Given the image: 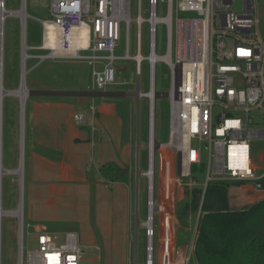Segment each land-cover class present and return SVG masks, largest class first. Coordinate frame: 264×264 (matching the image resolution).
<instances>
[{
  "label": "built area",
  "instance_id": "built-area-1",
  "mask_svg": "<svg viewBox=\"0 0 264 264\" xmlns=\"http://www.w3.org/2000/svg\"><path fill=\"white\" fill-rule=\"evenodd\" d=\"M141 2L139 0V17L133 20L131 0H50L48 19L39 21L42 43L39 47L25 46L24 55L26 61L27 58L37 60L33 69L46 62L87 64L91 68L93 89L107 92L112 87L128 84L126 81L118 83L116 63L135 60L128 51L124 56L116 54L123 27L126 25L129 29L136 22L141 35L142 24H147L149 54L142 57L139 46L136 58L139 66L142 61L148 64V91H141L140 77L136 87L138 104L143 98L148 101V134L147 143L143 144L138 130L140 150L147 149V170L140 171L138 156L133 235L135 264H139L141 229L145 238L144 264H155L157 239L164 248V264H170L171 160L168 155L161 157L160 179L165 171L169 181L166 190L160 189L157 200V151L169 149L176 155L180 185H184L183 179L192 177V167L201 165L206 157L209 165L203 196L209 183L215 182L251 183L262 189L260 180L264 177L258 178L256 172L264 166L255 165L250 145L253 141L264 140V129L255 123L256 113L264 111V39L259 32L264 0H148L147 18L142 17ZM1 8H5V4L0 2ZM160 26L166 32L163 56L158 55ZM84 27L88 30V44L82 47L81 43L76 45L75 42L78 32ZM52 29L58 33L56 41L50 37ZM28 48L46 53L28 56ZM158 62L166 64L171 80L167 94L170 100V133L166 144L157 143L155 138V105L160 96L156 92ZM215 109H218L217 113ZM97 114L98 107L92 103L87 110L77 112L74 120L78 125L89 126L94 132ZM142 177L146 179L143 222L140 221L138 205ZM197 185L198 182L192 179L184 186L193 188ZM5 213L16 216L14 212ZM198 216L192 242L176 264H191L201 211ZM16 217L19 224L18 264H89L86 251L73 232L58 235L39 229L36 233L38 248L26 251L23 215ZM60 237L64 238L62 243L58 242Z\"/></svg>",
  "mask_w": 264,
  "mask_h": 264
},
{
  "label": "rangeland",
  "instance_id": "rangeland-1",
  "mask_svg": "<svg viewBox=\"0 0 264 264\" xmlns=\"http://www.w3.org/2000/svg\"><path fill=\"white\" fill-rule=\"evenodd\" d=\"M241 2L238 3V5ZM5 9L7 12H21L25 7V18L9 13L5 18L3 25V67L2 78L3 87L7 92L18 91L22 82V74L25 69V86L28 92L39 93L43 91H60L64 93L63 97H58L60 102L68 103L70 106V113L72 124L68 122V115L63 110L57 114L61 120V127H56L53 132L56 134L54 137L60 148L58 157L60 162L53 165L56 175L53 174V169L45 167L40 178L45 181L37 183L31 179L30 170V138L32 134V120L34 104L43 100L42 97L33 94L27 96L24 108L21 106V99L15 95H7L3 101V127H2V168L4 170L14 171L17 170L21 163H23L22 175L16 174H3L1 181L0 203L4 212H14L16 216L20 203H22V215L25 225L24 231V244L26 251H34L38 248L36 233L39 229H46L49 233L63 234L73 232L78 235L79 242L83 249L86 251V260L89 264H128V258L131 256L133 259L136 257V245L134 243V230H135V214H136V171H137V135L139 130L140 140L143 144L147 143L148 134V101L141 99L138 111V103L134 99L127 100L128 106L131 108L132 125H133V173L128 174L127 179L124 181V190L119 196L120 204L127 202L131 203V226L132 237H129V231L122 229V222L118 220L121 225L116 232L113 249L108 244L109 241L103 238L100 234V225L98 218H106L105 208L99 201L97 190L94 184H88L82 175L78 180L72 181L76 178L74 171L75 157L78 155L70 147L69 131L72 125L79 129L84 127L88 130L89 126H79L74 120V116L78 109L74 104H77L78 96L70 93H91L95 92L92 84L91 68L84 63L62 62L53 63L46 62L45 64L34 68L36 65L35 59L26 58L23 60V46L39 47L42 43V26L40 20H46L49 17V4L50 0H4ZM142 17L148 16V0H142ZM237 9V6H235ZM261 18L259 25V32L264 39V3L261 4L260 10ZM188 16V15H184ZM131 17L136 20L139 17V0H131ZM25 31V32H24ZM139 41L141 43H139ZM166 32L163 26H160L158 32V55L163 56L166 51ZM140 54L142 57H147L149 54V39H148V26L146 23L142 24L141 35L139 25L133 22L129 29L126 25L123 27V34L121 42L117 48L116 54L124 56L129 54L135 59L134 61H118L116 63V70L118 73V83L126 81L128 85H119L122 93L134 92L140 77V87L142 92L148 91V64L142 61L140 66L136 58ZM25 50V47H24ZM46 53L42 50L27 49V55H39ZM170 72L164 62H158L156 66V92L160 95L156 100L155 111V138L157 143L166 144L169 141L170 133V100L167 94L170 91ZM114 88V87H112ZM117 88V87H116ZM135 97H138V92H135ZM49 99V98H47ZM86 109V106L81 107ZM80 110V109H79ZM85 111V110H84ZM218 109H215V113ZM23 113V114H22ZM139 123V128H138ZM258 128L264 129V111L256 113V121ZM55 127V126H54ZM138 128V129H137ZM73 130V129H72ZM71 132V131H70ZM4 140V141H3ZM74 143V141L72 142ZM72 145V144H71ZM251 152L255 165L262 168L264 166V140L253 141L251 143ZM63 150L67 151L66 156L63 155ZM170 152V153H169ZM168 155L171 160L170 168V218H171V240L173 231L178 228V244L188 245L192 241V234L198 224V213L188 214V223L180 222L177 226L173 222L174 211L180 209L186 204L190 203L192 196L190 195L194 189L202 190L205 182L207 181L208 173V160L205 157L201 165L192 167V177L190 179H183L182 184H187L195 179L198 182L197 186L193 188H185L180 185L179 171L176 161V155L169 149L166 151H157L156 153V194L157 200L159 198L160 189L166 190L168 184V175L165 171L161 174L160 179V165L161 157ZM169 155L171 157H169ZM140 158V171L147 170V149H141L139 154ZM23 161V162H22ZM84 161V165H91L90 158ZM68 170H65L67 169ZM52 171V172H51ZM89 172L88 180L94 182V174L90 166H87ZM258 178L264 177V168L256 172ZM41 184L40 190L37 192V187ZM51 184L63 187V191L58 195H52L49 190H45V186ZM228 201L229 208L231 207L232 200H238V206H253L264 200V189H257L253 184L228 183ZM244 188V189H242ZM256 189V191H254ZM187 193H190L187 195ZM42 195V196H41ZM185 197V200L178 202L180 196ZM118 197L116 198V200ZM124 199V200H123ZM43 201V203H42ZM44 201L47 204H44ZM120 204L117 211H120ZM242 204V205H241ZM139 215L140 221L145 220L146 215V179H140L139 190ZM234 206H237L233 202ZM247 208V207H246ZM231 209V208H230ZM199 212V211H198ZM16 216L4 215L1 219V250L0 259L1 264H18L19 263V224ZM20 217V216H19ZM128 217L127 228L130 223ZM126 223V222H125ZM29 226V227H28ZM192 232H191V231ZM63 237L58 240L62 243ZM106 240L107 243L104 241ZM159 239L155 241V249L157 250ZM113 246V245H112ZM145 252V238L144 231L141 229L139 232L138 244V257L139 264H144ZM100 259V262H99Z\"/></svg>",
  "mask_w": 264,
  "mask_h": 264
},
{
  "label": "crops",
  "instance_id": "crops-1",
  "mask_svg": "<svg viewBox=\"0 0 264 264\" xmlns=\"http://www.w3.org/2000/svg\"><path fill=\"white\" fill-rule=\"evenodd\" d=\"M4 2V0H3ZM5 9V8H4ZM6 10V9H5ZM7 12V11H6ZM14 14L17 12H8ZM19 13V12H18ZM15 14V15H16ZM25 32V31H24ZM23 57H24V46H23ZM3 84V82H2ZM128 85V84H127ZM117 87V88H116ZM119 85L114 88H110L107 92H91L87 94H82L78 96L77 104H74L75 107L79 111H84L89 108L92 103H95L98 107V114L95 122L96 131L92 132L91 128L88 130H84V127H80L76 129L72 125L70 128V147L71 150L77 151L78 155L75 157L73 163H75V169L77 177L71 179L72 181L78 180L82 176L85 179V182L88 184H94L97 190V195L99 201L103 204L106 212V218H98V224L100 225V234L103 238L107 239L110 244L104 240L110 248L113 249L114 240L116 237V232L121 225L118 223V220L122 222V229L125 231H129V237L131 239L132 234V222H131V203L128 204L124 202L120 204L119 196L122 194L121 192L124 190V181L127 179L128 174L131 176L133 173V158H134V147H133V125H132V115L131 108L129 104L128 106L127 100L134 99L135 102L138 103L137 97H135V92H137V88L134 92L122 93L117 91L119 89ZM137 87V85H136ZM4 88V87H3ZM5 90V89H4ZM6 91V90H5ZM51 92V95H47L42 97L43 100L34 104L33 109V120H32V134L30 138V170L34 172V175L31 173V179L37 183H41L45 181L44 178H40L39 175L41 172H44L45 167H49L53 169V174L56 175V172L53 168V165L58 164L60 161L51 160L45 156H42L37 153V148L42 149H50L53 151H61V146L57 145L58 141L54 138L56 134L53 132L54 128L61 127V120L59 119L58 112L63 110L64 113L68 115V122L72 124L70 113V105L65 102H60L58 97H63V93L60 91H45ZM8 95H15L14 92H8ZM7 96V95H6ZM16 96V95H15ZM49 98V99H47ZM83 105L86 106V109H83ZM139 106V104H138ZM80 109V110H79ZM139 111V107H138ZM130 112V113H129ZM55 126V127H54ZM83 126V125H79ZM86 126V125H84ZM73 129V130H72ZM138 129V128H137ZM74 141V143H72ZM72 144V145H71ZM2 137H1V149H2ZM58 146L61 148H58ZM67 151L63 150V155L66 154ZM136 152H137V160L138 156L141 152L139 143H138V135H137V144H136ZM66 156V155H65ZM90 158L92 172L95 176L94 182L88 180L89 172H87V166L84 165V161ZM137 163V162H136ZM53 164V165H52ZM1 165H2V157H1ZM137 165V164H136ZM114 167L121 168L127 171V173L119 178L116 182H111L103 178L101 175L102 167ZM194 167V166H193ZM67 168V167H66ZM65 170H68L65 169ZM8 174H10V170ZM52 172V171H51ZM82 175V176H80ZM137 177V171H136ZM58 185L51 184V186H45V190H49V193H53L52 195H58L63 191V187H57ZM41 184L37 187V192L40 190ZM244 189V188H242ZM263 190V189H260ZM256 191V189L254 190ZM42 196V195H41ZM118 199L116 200V198ZM124 200V199H123ZM185 200L184 195L180 196L178 202ZM233 202L236 203L237 206L233 205ZM238 200H232L231 209L232 211L242 210L244 208H248L249 206H238ZM43 203V201H42ZM44 204H47L44 201ZM120 204V211L118 213L117 207ZM242 205V204H241ZM177 208V207H176ZM174 211V223L177 226H180V222L178 219V209ZM128 217H130V223L127 228ZM126 222V223H125ZM179 229L175 228L173 231V237L170 244V264H176L180 258L182 252H186L190 246L188 245H180L178 244V236ZM191 231V230H190ZM192 232V231H191ZM192 242V241H191ZM157 252L155 255V264H164V248L162 246V242L160 240L157 242ZM113 245V246H112ZM139 260V257H138ZM100 262V259H99ZM144 263H145V252H144ZM128 264H135V259L132 258L131 252L128 258ZM191 264H198L195 252L192 254Z\"/></svg>",
  "mask_w": 264,
  "mask_h": 264
},
{
  "label": "trees",
  "instance_id": "trees-1",
  "mask_svg": "<svg viewBox=\"0 0 264 264\" xmlns=\"http://www.w3.org/2000/svg\"><path fill=\"white\" fill-rule=\"evenodd\" d=\"M4 141V140H3ZM37 153L60 161L58 151L37 148ZM104 179L116 182L127 171L102 167ZM242 185L243 183H238ZM264 189V178L260 180ZM228 183H209L187 195L192 200L178 211L179 222L188 223V214L201 211L195 257L198 264H264V200L242 210L232 211L228 201Z\"/></svg>",
  "mask_w": 264,
  "mask_h": 264
},
{
  "label": "bare ground",
  "instance_id": "bare-ground-1",
  "mask_svg": "<svg viewBox=\"0 0 264 264\" xmlns=\"http://www.w3.org/2000/svg\"><path fill=\"white\" fill-rule=\"evenodd\" d=\"M1 5L4 4L3 0H0ZM9 15L8 12H6V10L4 8L0 9V190H1V181H2V175H3V171L4 169L2 168L1 165V137H2V123H3V101H4V97L6 95H8L9 93H6L4 88H3V78H2V67H3V59H2V53H3V23L5 21V18ZM19 17L25 18V7L23 8V10L21 12H19L18 14H16ZM88 30L87 28H83L81 29L78 34H77V39L75 44H79L81 43L82 47L86 46L88 44ZM50 37L54 39V41H56L57 37H58V33L55 29H52L50 31ZM50 47H54V45H51ZM25 53V50H24ZM23 60H25V55L23 57ZM24 74H25V69H24ZM24 74H22V82H21V86L20 89L16 92H14L13 94H15L16 96H18L21 99V103L22 105H24L25 100L28 96V90L25 89V76ZM23 114V113H22ZM23 162V161H22ZM11 174H18V175H22L23 173V163L20 164L19 168L17 170H14L12 172H10ZM8 174V172H7ZM1 193V191H0ZM1 199V198H0ZM1 205V203H0ZM17 215H19L20 217H22V205L20 206L19 210L17 212ZM6 213L3 212L2 208L0 207V224H1V219L3 218V216Z\"/></svg>",
  "mask_w": 264,
  "mask_h": 264
},
{
  "label": "water",
  "instance_id": "water-1",
  "mask_svg": "<svg viewBox=\"0 0 264 264\" xmlns=\"http://www.w3.org/2000/svg\"><path fill=\"white\" fill-rule=\"evenodd\" d=\"M25 47V46H24ZM6 93H8L7 91H5ZM14 92H16V91H14ZM33 94H36V95H40V96H47V95H51L52 93L51 92H45V91H43V92H39V93H34V92H28V95L29 96H32ZM64 94V93H63ZM70 94H72V95H75V96H77V95H82V94H87V93H70ZM25 104V103H24ZM21 106H22V109L24 108V105H22V103H21ZM7 172H9V171H7V170H4L3 171V174H5V173H7Z\"/></svg>",
  "mask_w": 264,
  "mask_h": 264
}]
</instances>
